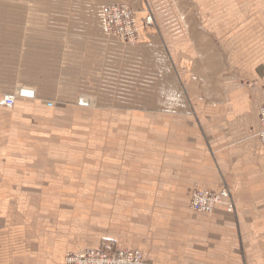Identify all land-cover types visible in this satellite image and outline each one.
Returning <instances> with one entry per match:
<instances>
[{"label":"crops","instance_id":"crops-1","mask_svg":"<svg viewBox=\"0 0 264 264\" xmlns=\"http://www.w3.org/2000/svg\"><path fill=\"white\" fill-rule=\"evenodd\" d=\"M254 1L0 0V264H63L73 246L62 229L36 221V200L58 193L56 179L86 142L67 137L82 113L92 127L100 116L137 115L138 137L120 142L123 158L137 147L134 167L108 178L139 179V192L113 182L107 194L139 193L134 207L150 211L137 246L100 238L93 248L138 247L149 264H264V145L256 136L264 50ZM115 3L133 6L139 20L152 16L140 44L106 32L102 7ZM109 141L89 140L90 156ZM220 186L233 212L190 208L192 190Z\"/></svg>","mask_w":264,"mask_h":264},{"label":"rangeland","instance_id":"rangeland-1","mask_svg":"<svg viewBox=\"0 0 264 264\" xmlns=\"http://www.w3.org/2000/svg\"><path fill=\"white\" fill-rule=\"evenodd\" d=\"M254 2L258 7L259 16V26L257 29L258 35H256L258 38L257 41L258 45L264 50V0H255ZM112 37L115 38L114 36ZM116 40L125 46H134L123 43L118 39ZM230 45L233 46V41L230 43ZM109 85L111 87L110 94H114L111 92L114 84L109 83ZM133 85H136V88L139 87V83ZM150 86V83L147 84L148 88ZM80 98L78 99V103H80ZM86 99L88 100V98ZM99 120V123H96L92 127L91 114L89 115L88 113H82V116L79 120L82 126H78L72 131L69 130L70 132H68L67 135L68 138L86 140L82 147L75 148L78 150L74 153L75 162L67 167V172L69 175H72V177H69L68 173L66 175V173L63 171V176L66 177L61 178V180L56 179V182L59 183L60 189L58 193L48 195L45 203L40 201L37 203L36 200V221H42L47 224H49L48 221H50L51 227H54V229H62L63 233L67 235L68 241L73 243V246L68 247L66 252L74 250L76 251L78 249L76 246L82 241L86 242V248H93V244L100 238H108L111 243H118V245L121 241L125 240L134 244V246H137L140 237V228L142 227L143 223H145V221L142 223V220L145 217V213L149 214L150 212L140 211L134 207V205H137L138 200L141 198L139 193L130 196L125 194H107V188L108 186H111L113 182L115 185H117V183L118 185L122 183L119 187L120 191L123 189L124 191L131 189V191L139 192V179L130 178L123 180L121 178H108V175L111 176L117 172H122L124 169H129V167H131V169L134 167L133 163L131 164V162H135L137 160V147H132L130 158H123V147L122 143L120 142L124 138L128 139L130 137L132 139L133 137H138L136 126L134 127V125L139 121L137 115L115 114L109 117L100 116ZM146 123V131H144V134L146 135L143 136L145 139H147L146 141L148 146L146 147V154L149 159V156L152 158L154 156V145H151V142L152 144L154 143L155 138V132L153 131V116L147 117ZM150 124H152V126H150ZM130 127L132 128V131L129 130ZM94 138L99 141L110 140L108 143L109 146H107L106 143V145H100L96 149L99 152L98 159L92 158L90 156L92 147L88 144V142ZM109 147L111 148L109 150L110 152L108 153L106 150ZM112 148H114L113 154H115L116 157L119 156V160H116L119 163L116 165L112 163L114 160L113 157H108L107 155V153L112 154ZM142 168H144V165ZM135 169H138L136 165ZM124 184L126 185L123 188ZM231 201L233 202L232 199ZM127 203H130V206H128ZM38 204L39 206H37ZM233 211L234 202L233 210L231 212Z\"/></svg>","mask_w":264,"mask_h":264},{"label":"built area","instance_id":"built-area-1","mask_svg":"<svg viewBox=\"0 0 264 264\" xmlns=\"http://www.w3.org/2000/svg\"><path fill=\"white\" fill-rule=\"evenodd\" d=\"M105 30L116 39L129 45L139 44L144 40L147 28L152 24V16L139 20L138 11L126 3L106 4L102 7ZM263 99L258 105V129L256 136L264 145V77L261 83ZM2 100L13 104V94H3ZM223 204L226 211L233 210V202L227 187L217 189H195L190 195V205L194 211L209 214L218 205ZM63 264H149L142 250L138 248H117L113 251L100 248H86L66 252Z\"/></svg>","mask_w":264,"mask_h":264},{"label":"water","instance_id":"water-1","mask_svg":"<svg viewBox=\"0 0 264 264\" xmlns=\"http://www.w3.org/2000/svg\"><path fill=\"white\" fill-rule=\"evenodd\" d=\"M20 93L24 94V95H32L33 91L28 90V89H21ZM87 101L88 100L86 98H80V100H79L80 103H87Z\"/></svg>","mask_w":264,"mask_h":264}]
</instances>
